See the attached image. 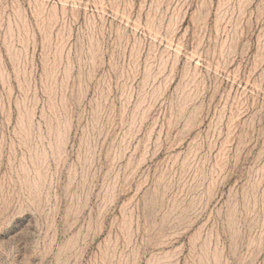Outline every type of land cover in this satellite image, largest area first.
I'll list each match as a JSON object with an SVG mask.
<instances>
[{"label":"rangeland","instance_id":"rangeland-1","mask_svg":"<svg viewBox=\"0 0 264 264\" xmlns=\"http://www.w3.org/2000/svg\"><path fill=\"white\" fill-rule=\"evenodd\" d=\"M0 264H264V0H0Z\"/></svg>","mask_w":264,"mask_h":264}]
</instances>
